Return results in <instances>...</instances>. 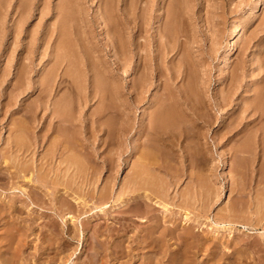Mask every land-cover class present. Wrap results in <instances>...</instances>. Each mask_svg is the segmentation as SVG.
<instances>
[{
  "label": "rangeland",
  "instance_id": "1",
  "mask_svg": "<svg viewBox=\"0 0 264 264\" xmlns=\"http://www.w3.org/2000/svg\"><path fill=\"white\" fill-rule=\"evenodd\" d=\"M252 2L254 0H109L108 3L112 7V11L108 15V13L99 14L100 0H0V174L4 175V172L14 174L17 170L11 164L12 162L15 164L19 162V164L29 167L32 165L29 172L32 171L34 177L40 172V177L46 174L44 177L47 178V175L52 172L49 169L51 163L49 164V159L46 157L47 151L51 149L52 138L58 136L59 133L65 137L66 134L68 137L70 136L68 140L77 139L75 141L77 149L74 150L75 153H72V156L78 152V159L85 163V166L88 162L95 165L97 171L94 175L95 178L89 179L91 184L93 181V186L91 184L89 186L87 184L89 180L81 171L77 175L80 174L79 177L74 176L77 180L71 176L73 173L71 169L72 172L69 170L65 174L66 176H62L64 174H60V171L63 170V164H61L60 168L62 169L59 168L60 171L58 172L61 184L57 183L56 185L55 200L49 194L45 195L49 192V187H42L34 181L26 182L27 176L31 174L28 173V169L27 172L21 171L20 174L18 172L20 176L14 178L16 185H20L24 192L18 188L20 186L10 187L12 186L11 179L10 182H7L9 189L7 186L0 188V191H3L0 192L2 205H6L9 196L14 197L16 203L15 209H6L0 216V240L2 241L0 242V248H2L0 254L3 255L4 259L10 258L9 264H181L186 260L189 264H264V115H262L264 108L260 109V112L254 109L256 103L264 106V0L254 10V13L248 14ZM25 3L26 5H24ZM59 13L62 15L60 16ZM62 17H64L63 20ZM241 18H243V24L238 35V45L236 50L230 54L231 63L224 70L222 65L224 45L229 32ZM106 22H112L113 29H108L104 25ZM62 23L65 25V29L61 28L60 30L64 31H57L59 29L57 27L55 32L59 33L55 34V25L58 26ZM59 35L68 38L66 39L65 52L68 51L71 54L66 56L68 58L66 61L65 56H63L65 53L62 52L63 59L60 57L59 60L62 59L61 63L63 64L55 60V56L53 58L51 54V50L54 53L52 47H56L55 44L60 38ZM121 36L129 42L128 44L123 43L125 45H123L122 51L117 52L113 44ZM57 37L59 38L57 39ZM45 40L47 41L45 42ZM94 46L95 48H93ZM57 55L59 54L57 53ZM51 56L52 58H50ZM48 57L50 59H47ZM56 57L59 58V56ZM70 60L74 63L72 64ZM92 60L93 62L90 63L89 61ZM78 63L80 69L76 66ZM54 64H57L56 67ZM138 64L140 65L139 70L147 66L144 73L146 72L147 75L151 76L152 81L150 79L149 81L152 82V85H150L147 96L152 98V102H145L143 105L139 104L133 109L131 108L132 110H128L129 101L126 93H121L119 96L116 94L114 97L110 96L109 90L112 85H115V88L119 87L122 81L127 90L130 80L135 76L133 70ZM26 65L28 67H25ZM67 65L71 68L66 67ZM117 65L119 67L116 73L115 67ZM72 67H75L74 71L79 74V77L72 70ZM67 68L69 70H66ZM104 68L106 70L110 68L114 71L109 72L108 77L112 76L111 74L116 75L112 79L106 78L107 74H104V77L102 74ZM152 69L159 74V77L154 76ZM78 70L86 74L83 73L85 80H81L83 75ZM59 72L61 73L56 75ZM62 73H67V75L63 77ZM25 74L28 76H26L27 78L23 76ZM60 77L66 81L63 79V82L58 83L57 79L59 80ZM90 78L92 81H101L98 82L100 86H108L102 92L109 95L106 96L105 94L101 102L98 95L90 98L89 101H85L87 103L81 99L85 98L84 96H91L87 92V88L91 89V87H87V84L91 86ZM101 78L104 80L102 79V81ZM52 83L54 84L52 85ZM26 84L30 87L27 88ZM45 84L52 85V90H50V86L47 87ZM81 84L83 87H80ZM74 85L76 88L78 86V89ZM54 87H57V90ZM47 88L48 90L44 91ZM85 89L87 95H85ZM122 89L125 91V88ZM154 92H158L156 97ZM178 92L181 99L179 94H176ZM76 93L78 95L81 93L80 97ZM169 93L175 98H179V100L176 98L178 100V106L175 107L177 109L176 117L173 120L165 121V123H156L154 126V131L165 137L164 142L157 141L153 135L150 138V142L153 141V143L149 142V149L151 146L161 145L159 146L160 152L157 153L159 157H157L162 166L153 167L151 168L152 171L149 169L151 173L148 171L146 177L151 178L150 181L148 178L151 183H149L151 190L154 187L155 190L153 191L158 192L156 190L159 189L160 194L163 195L160 197L161 200L158 196H152V199L157 198L165 205L164 207L161 203L158 206L152 202L154 212L152 210L150 212L153 213V219L155 216L156 219L160 216L161 224L164 227L161 225L158 230H161L162 227L166 229L164 237L158 241V247L154 246L150 249L148 246L140 247L137 242L142 239L146 233L145 230L153 222V219L152 221L151 219L141 221L135 217L140 213L139 209L144 210L143 203L137 207L135 199L128 198V200L126 198L127 204L123 205L124 207L105 209V213H101V211L98 212L100 207L94 205L98 202L90 205L93 199L90 200L84 196L83 192L87 188H94V190L98 187L101 188L100 186L106 184L105 182L107 184L109 182V187L113 184L115 191L124 186L122 185L123 182L130 177L132 167L129 166L135 164L133 161L135 157L131 155L132 147L130 148L134 133L130 128L134 125V127H139L142 111L149 110L151 112L155 108L152 104H154L157 96L165 98L170 96ZM74 96L78 98V101L80 100V103ZM168 103L170 102L167 101ZM38 104L42 107H39ZM60 106L61 116L67 117L68 115L67 119L71 122V126H68L69 121H66L62 122V124H66V127H58L59 123L52 116L50 108L58 109ZM97 107L102 108L101 112L109 107L113 113H111L112 111L109 112V115L103 117L101 121L94 119L91 116ZM116 109L118 110L116 111ZM66 112L68 113L66 114ZM27 119L29 125L24 123ZM126 122L129 125L126 126ZM103 123L105 126L102 125ZM119 123L125 128L120 129ZM155 127H159V129L155 130ZM62 130L64 131L62 132ZM106 131L109 133L108 136ZM19 135L23 137V140L25 139V142L27 140V145L32 144L28 146V151L25 153L22 152L21 148L20 151L17 150V146L14 145L15 139H21ZM109 136L111 137L109 138ZM122 136L124 141L122 139L120 141ZM86 137L89 140H85ZM9 138L14 139L10 140ZM108 138L112 140L107 141ZM29 139L31 143H29ZM99 140L103 143H100ZM103 140H106L107 145L104 144ZM85 141H88L89 145ZM12 144L13 147H11ZM92 145L96 152L92 154L93 156L89 153ZM103 147L110 149L111 152ZM80 148L81 151H78ZM71 151H69L70 154ZM118 151L120 152L118 153ZM28 155L31 157L28 158ZM108 157L111 158L110 164L108 162L105 166L103 161ZM15 159L17 160L15 161ZM223 160H226L224 166L221 163ZM82 176L84 177L81 178ZM166 178L170 181L168 182ZM71 181L72 183H70ZM62 183H68L71 192L75 186L80 187L81 190L76 188V191L80 190V193L73 191V194H69L67 186L64 187L65 184L62 185ZM168 184L171 185L166 186ZM41 189L47 190V192L45 193ZM125 189L121 194H126V192L129 194V188L126 191ZM77 194L80 198L82 195V197H86L87 206L82 207L81 203H75L72 196H69H77ZM58 196L61 198L59 199ZM62 197L71 203V206L69 208L62 206V210H58ZM114 200L113 197L111 201ZM160 208L165 211V214ZM157 213H159L158 217ZM184 213H187L189 217L185 218L186 221L182 218ZM62 214L63 216L64 214H73L75 221H68L69 219H65L66 215L63 217ZM183 221L186 223L184 224ZM167 229H174L176 233L172 230L171 232L174 234L171 232L168 234L170 230ZM185 232L188 234L186 235ZM183 239L185 243L181 242ZM4 241L5 243H3ZM6 241L11 247L14 246L12 247V250L15 251L12 254L13 257L9 255L12 252H9L11 248L8 247ZM182 243L184 244L183 247ZM6 248H8V252L5 251ZM179 248L181 251L183 250V253ZM2 250L6 253H2ZM175 250H179L177 251L179 254Z\"/></svg>",
  "mask_w": 264,
  "mask_h": 264
},
{
  "label": "bare ground",
  "instance_id": "2",
  "mask_svg": "<svg viewBox=\"0 0 264 264\" xmlns=\"http://www.w3.org/2000/svg\"><path fill=\"white\" fill-rule=\"evenodd\" d=\"M2 1V0H1ZM7 1V0H6ZM61 1V0H60ZM109 1V0H108ZM108 1L107 0H100V4H99V7H98V11H99V14H104V13H108V15L111 13V11H112V7L109 5V3H108ZM125 1V0H124ZM261 1L262 0H254V2H252V5H250L249 6V10H248V14H252V13H254V10H256L257 9V7L258 6H260V4H261ZM70 2V1H69ZM76 2V1H75ZM131 2V1H130ZM58 3V2H57ZM63 3V2H62ZM62 3H60V4H62ZM111 3H112V1H111ZM127 3H128V1H127ZM20 4H22V3H20ZM24 5H26V3L24 4ZM65 5V4H64ZM71 5H72V3H71ZM74 5V4H73ZM112 5V4H111ZM169 5V4H168ZM19 6H21V5H19ZM129 6V5H128ZM6 7V6H5ZM18 7V6H17ZM73 7V6H72ZM1 8V7H0ZM61 8V7H60ZM131 8V7H130ZM62 9V8H61ZM64 9V8H63ZM115 9V8H114ZM68 10V9H67ZM22 11V10H21ZM58 11V10H57ZM131 11V10H130ZM5 12H7V11H5ZM58 13V12H57ZM62 13V12H61ZM60 14V13H59ZM62 14H60V16H61ZM125 15V14H124ZM22 16H24V15H22ZM60 16H59V19H60ZM64 16V15H63ZM127 17V16H126ZM242 17V16H241ZM63 18L64 17H62V20H63ZM100 18V17H99ZM113 19V18H112ZM134 20V19H133ZM75 21V20H74ZM102 21V20H101ZM117 21V20H116ZM131 21V20H130ZM64 22V21H63ZM104 22V21H103ZM124 22V21H123ZM60 23V22H59ZM112 23V22H111ZM111 23H107L106 22V24L104 23V25L109 29V28H111V29H113V25L111 24ZM127 23H128V20H127ZM56 24V23H55ZM54 24V25H55ZM242 24H243V18H241L236 24H235V26L231 29V31L229 32V34H228V37H227V41H226V43H225V45H224V50H223V52H224V56H223V58H222V65L224 66V70H226L227 68H228V66H229V64L231 63V57H230V54L232 53V52H234V50H236V48H237V45H238V35H239V32H240V30L242 29ZM65 25L62 23V24H59L58 26H56L55 25V27L56 28H54V33L56 34V33H59V32H55L56 31V29H57V27H59V29H57V31L58 30H60L61 28L62 29H65V27H64ZM67 26V25H66ZM127 26V25H126ZM54 27V26H53ZM105 28V27H104ZM106 28V29H107ZM52 31H53V29H51ZM170 30H172V29H170ZM169 30V31H170ZM230 30V29H229ZM60 31H64V30H60ZM68 31V30H67ZM53 33V32H52ZM62 33V32H61ZM65 33V32H64ZM69 33V32H68ZM171 33V32H170ZM63 34V33H62ZM67 34V33H66ZM115 34V33H114ZM172 34V33H171ZM58 35V34H57ZM65 35V34H64ZM69 35V34H68ZM60 36V35H59ZM63 36V35H62ZM62 36H60V38L59 37H57V39H58V41H57V44H55L56 45V47H52V49H53V51H54V53H52V50H51V54H52V56H53V58H54V56H55V60H58V62L60 63V64H63V63H61V61H63L62 59V57L63 56H65V60L67 61V57L66 56H69V55H71V54H69L68 53V51L67 52H65L66 51V49H65V47H66V45H67V40L66 39H68V38H66L65 36L64 37H62ZM71 36V35H70ZM75 36V35H74ZM109 36V35H108ZM166 36V35H165ZM172 36V35H171ZM76 37V36H75ZM75 37H73V38H75ZM83 37V36H82ZM115 37V36H114ZM93 38V37H92ZM70 39V38H69ZM81 39V38H80ZM48 40V39H47ZM47 40H45V42L47 41ZM53 40V39H52ZM168 40V39H167ZM78 41H80L79 40V38H78ZM129 42V41H128ZM128 42H127V40L126 39H124V38H122V36L121 37H118L115 41H114V46L113 47H115L116 49H115V51H117V52H121L122 51V48H123V45H125V44H123V43H127L128 44ZM74 43V42H73ZM93 43V42H92ZM96 43V42H95ZM117 43V44H116ZM94 44V43H93ZM95 45V44H94ZM164 45V44H163ZM162 45V46H163ZM47 46H48V44H47ZM54 46V45H53ZM86 46V45H85ZM96 46V45H95ZM95 46L93 47V48H95ZM28 47V46H27ZM69 47V46H68ZM72 47H73V45H72ZM82 48V47H81ZM98 48V47H97ZM167 48V47H166ZM112 49V48H111ZM44 50H46V49H44ZM77 50V49H76ZM83 50V49H82ZM89 51V50H88ZM130 51V50H129ZM29 52V51H28ZM31 52V51H30ZM56 52V53H55ZM62 52H64L65 54L62 56ZM93 52V51H92ZM137 52V51H136ZM57 53L59 54V55H57ZM81 53H83V52H81ZM49 54V53H48ZM47 54V55H48ZM50 54V55H51ZM68 54V55H67ZM28 55V54H27ZM26 55V56H27ZM78 55V54H77ZM85 55V54H84ZM117 55V54H116ZM120 55V54H119ZM39 56V55H38ZM52 56L50 57V58H52ZM56 56H59V58L58 57H56ZM89 56V55H88ZM32 57V56H31ZM60 57L62 58L61 59V61L59 60L60 59ZM72 57V56H71ZM70 57V58H71ZM130 57V56H129ZM49 57L47 58V59H50ZM74 58V57H73ZM115 58V57H114ZM147 58V57H146ZM25 59V58H24ZM28 59V58H27ZM94 59V58H93ZM54 60V59H53ZM64 60V61H65ZM72 60V59H71ZM70 60V62L73 64L74 62H72ZM78 60V59H77ZM117 60H118V58H117ZM149 60V59H148ZM69 61V60H68ZM86 61H87V58H86ZM86 61H84V62H86ZM153 61V60H152ZM57 62V61H56ZM69 62V63H70ZM78 62V61H77ZM90 63L91 62H93V60L92 61H89ZM89 62H88V65H90L89 64ZM156 62V61H155ZM64 63H67V62H64ZM82 63V62H81ZM120 63V62H119ZM149 63V62H148ZM24 64V63H23ZM25 64H27V63H25ZM32 64V63H31ZM82 64H84V63H82ZM86 64V63H85ZM125 64V63H124ZM142 63L140 62V65H141ZM27 65H29V64H27ZM25 66V67H28V66ZM53 65V64H52ZM55 65V64H54ZM57 65V64H56ZM56 65H55V67H56ZM59 65V64H58ZM70 65V64H69ZM69 65H67L66 67H69ZM88 65H86L87 66V68H88ZM140 65L138 64V66H136L135 68H134V70H133V74H135V76H133V78L130 80V83H129V87H127V90H126V87H125V85H123L124 83H123V81L120 83V85H119V87H116L115 88V85H112L111 86V88H110V90H109V88H108V90L110 91L109 93H110V96H116V94L119 96V94L121 95V93H126V95H127V98H128V101H129V103H128V107H129V109L128 110H130L131 108L133 109V107L134 106H138L139 104H141V105H143V103H145V102H149V103H151L152 102V98H150V97H148L147 95V92L149 91V89H150V85H152V80H151V76L148 74L147 75V73L145 72L144 73V69H146V67L144 66V68H140L141 70H139V67H140ZM62 66V65H61ZM76 66H78V68H79V63H78V65H76ZM75 66V67H76ZM93 66V65H92ZM142 66V65H141ZM151 66V65H150ZM149 66V67H150ZM158 66V65H157ZM60 67V66H59ZM58 67V68H59ZM74 67V68H75ZM97 67V66H96ZM118 65L115 67V72L117 73L118 71ZM153 67V66H152ZM155 67V66H154ZM182 67V66H181ZM63 68V67H62ZM71 68V66L69 67V69ZM74 68L72 67V70L74 71ZM81 68V67H80ZM79 68V69H80ZM87 68L85 67V69L87 70ZM93 68V67H92ZM186 68V67H185ZM27 69V68H26ZM52 69H53V66H52ZM57 69V68H56ZM60 69V68H59ZM58 69V70H59ZM68 68L66 69V70H69ZM95 69V68H94ZM148 69V68H147ZM151 69V68H150ZM161 69V68H160ZM18 70V69H17ZM21 70H22V67H21ZM28 70V69H27ZM27 70H25V71H27ZM76 70V69H75ZM82 70V69H81ZM88 70H90V68H88ZM87 70V71H88ZM119 70H120V68H119ZM153 70V69H152ZM47 71V70H46ZM61 71V70H60ZM72 71V72H73ZM79 71V70H78ZM84 71V70H83ZM87 71H86V73H87ZM98 71V70H97ZM112 70L110 69V68H108L107 70H106V68H104V70H103V72H102V74L104 75V74H107V77L106 78H113V76H115L116 74H111L112 76H110V77H108V73L109 72H111ZM147 71V70H146ZM148 71H150V70H148ZM18 72V71H17ZM23 72V71H22ZM28 72V71H27ZM49 72V71H48ZM52 72V71H51ZM55 72H57V70H55ZM62 72V71H61ZM61 72H59V73H56V75L57 74H60ZM68 72V71H67ZM71 72V71H70ZM75 72V71H74ZM73 72V73H74ZM80 72V71H79ZM82 72V71H81ZM80 72V74H82L83 76V79H81V80H85L84 78V74L83 73H81ZM91 72V71H90ZM90 72H88L89 74H92V73H90ZM112 72H114V71H112ZM111 72V73H112ZM152 72V71H151ZM153 72H154V76L156 75L157 77H159V74L156 72V71H154L153 70ZM50 73V72H49ZM93 73H94V70H93ZM172 73V72H171ZM23 74V73H22ZM28 74V73H27ZM53 74H54V72H53ZM70 74V73H69ZM75 74H78V73H76L75 72ZM99 74V73H98ZM44 75V74H43ZM49 75V74H48ZM51 75V74H50ZM62 75H63V77L65 76V75H67V73L66 74H63L62 73ZM86 75V74H85ZM93 76L95 75V74H92ZM102 75V76H103ZM168 75V74H167ZM15 76V75H14ZM22 76V75H21ZM23 76H27L26 74L25 75H23ZM59 76H61V75H59ZM69 76V75H68ZM71 76V75H70ZM72 76H73V74H72ZM75 76V75H74ZM78 77H79V74L77 75ZM92 76V78H94ZM96 76V75H95ZM20 77V76H19ZM28 77V76H27ZM26 77V78H27ZM55 77V79H56V76H54ZM76 77V76H75ZM80 77H81V75H80ZM104 77H105V75H104ZM22 78V77H21ZM49 79H50V77H48ZM67 78V77H66ZM100 78V77H99ZM114 78H116V77H114ZM165 78V77H164ZM63 79L64 78H62V77H60L59 78V80L57 79V81H58V83H61V82H63ZM79 79V78H78ZM77 79V80H78ZM91 79V78H90ZM89 79V80H90ZM96 79H97V77H96ZM103 78H101V80H102ZM149 79L151 80V81H149ZM184 79H185V77H184ZM23 80V79H22ZM25 80V79H24ZM48 80V79H47ZM52 80V79H51ZM65 80V79H64ZM69 80V79H68ZM67 80V81H68ZM74 80H76V79H74ZM104 80V79H103ZM102 80V81H103ZM114 80V79H113ZM164 80V79H163ZM50 81V80H49ZM49 81H48V84H49ZM55 81V80H54ZM66 81V80H65ZM27 82V81H26ZM71 82H75V81H71ZM98 80L96 81V80H94V81H92V79H91V86H89V84H87L86 86L87 87H91V89H89V88H87V87H84V88H87L88 89V91L87 92H89L88 93V95L89 94H91V96H84L85 98H81V99H84V102L85 101H89V99L90 98H94L96 95H98V97L100 98V102L102 101L101 99H102V97L106 94V93H104V92H102V91H104V89H107L106 87H108V86H106L105 85V87H103V86H100L99 84H98ZM101 82V81H100ZM99 82V83H100ZM151 82V83H150ZM169 82V81H168ZM17 83H18V81H17ZM45 83V82H44ZM68 83V82H67ZM75 83H77V82H75ZM88 83V82H87ZM25 84V83H24ZM48 84H45V85H47V87H51V89L50 90H52V85L54 84V83H52V85H48ZM55 84H56V82H55ZM103 84V83H102ZM105 84H106V82H105ZM17 85V84H16ZM27 85V84H26ZM41 85H43V84H41ZM40 85V86H41ZM61 85V84H60ZM76 85H78V84H76ZM82 85V84H81ZM104 85V84H103ZM22 86H23V84H22ZM28 86V85H27ZM35 86V85H34ZM39 86V87H40ZM59 86V85H58ZM75 86V85H74ZM79 86V85H78ZM78 86H77V88H76V86H75V88L76 89H78ZM15 87V86H14ZM13 87V88H14ZM24 87V86H23ZM30 86H28L27 88H29ZM32 87V86H31ZM42 87V86H41ZM61 87V86H60ZM80 87H83V85L82 86H80ZM164 87V86H163ZM231 87V86H230ZM25 88H26V86H25ZM43 88V87H42ZM45 88V87H44ZM56 90H57V87H54ZM74 88V87H73ZM122 88H125V91H123V89ZM39 89V88H38ZM75 89V90H76ZM82 89V88H81ZM80 89V90H81ZM163 89V88H162ZM169 89V88H168ZM15 90V89H14ZM22 91H23V89H21ZM21 90H19L20 92H22ZM45 90H48V88L47 89H44V91ZM59 90V89H58ZM74 90V89H73ZM12 91V90H11ZM16 91V90H15ZM18 91V90H17ZM44 91H43V93H44ZM66 91V90H65ZM68 91V90H67ZM71 91V90H70ZM82 92H83V89L81 90ZM100 91V92H99ZM172 91V90H171ZM49 92H51V91H49ZM55 92V91H54ZM75 92V91H74ZM76 92H78V91H76ZM85 95H87L86 94V89H85ZM106 92V91H105ZM164 92V91H163ZM187 92V91H186ZM224 92V91H223ZM10 93V92H9ZM19 93V92H18ZM56 93V92H55ZM156 93H158V92H156ZM155 92H154V94H155V97H156V95H158V94H156ZM12 94V93H11ZM45 94V93H44ZM50 94V93H49ZM69 94H70V92H69ZM68 94V95H69ZM74 94V93H73ZM72 94V95H73ZM80 94L81 93H79V95H78V93H76V95L77 96H79L80 97ZM100 94V95H99ZM108 94V93H107ZM106 94V96H108ZM165 94V93H164ZM176 94H179V96H180V93L178 92V93H176ZM188 94V93H187ZM75 95V94H74ZM123 95V94H122ZM159 95H161V94H159ZM169 95H170V93H169ZM46 96V95H45ZM60 96H62V95H60ZM178 96V95H177ZM74 97H76V96H74ZM105 97V96H104ZM154 97V96H153ZM167 97V99H165ZM165 98H162V97H160V96H157V98L155 99V102H154V104H152V105H154L155 106V108L151 111V112H149V110L147 111V110H143L142 111V118L139 120V123H140V125H139V127H131L130 129H132L133 130V140H131V141H133V143H131V145H130V148H131V155L133 156V157H135L134 158V160L133 161H135V164H133V166L132 165H130L129 167H132L131 169H130V177H129V179H127V177H126V179L127 180H125V182H123V184L122 185H124V186H121V188L119 187V189L117 190V191H115V189H113V186L111 185V187H109V182H108V184H107V182H105L106 184H103V186H100L101 188H97L96 190H94V188H87L86 190H85V192H83V195L84 196H86V197H88L90 200H92L93 199V202L92 203H90V205L91 204H93L94 202H98V204H94L95 206H99L100 207V210L98 211V212H100L101 211V213H105L104 212V210L105 209H118L119 207L121 208V206H123V205H125V204H127L126 203V198L128 199H135L136 200V204H137V207L140 205H142V203L144 204V206H145V208H144V210H143V212L141 213V209H139L140 210V213H138V215H140V216H138L136 213H134V214H136L137 216H135L136 218H139L141 221H145L146 219H151V221H152V219L154 218V217H152V214L153 213H151L150 211L152 210V202H153V204H155V205H157L158 204V206H159V204H161L162 202L161 201H159V200H157V198L155 199V200H153L152 199V196H158L159 197V199H160V197L161 196H163V195H161L160 194V192H159V189H157L156 191H158V192H155V191H153V190H155L154 189V187H153V190H151L152 188H150L149 187V181H150V179L151 178H149V181H148V178L146 177L147 176V174H148V171H149V169H151V168H157V167H161L162 166V164L160 163V160H159V154H157V153H159L160 152V149H159V146H161L159 143H157V144H159V146H151L150 148L151 149H149V142H150V138L152 137V135L154 136V138L157 140V141H162V142H164L165 141V137H163L162 136V134H160L159 132L158 133H156L155 131H154V126H155V124L156 123H160V122H164L165 123V121H170L171 119L173 120L175 117H176V112H177V109H175V107L176 106H178V100H179V98H175L172 94L170 95V96H166ZM62 99H63V97H61ZM77 98V97H76ZM126 98V97H125ZM227 98V97H226ZM228 98H229V96H228ZM33 99V98H32ZM40 99V98H39ZM47 99V98H46ZM60 99V98H59ZM80 99V98H79ZM130 99V100H129ZM180 99H181V96H180ZM221 99H223V98H221ZM14 100V99H13ZM64 100V99H63ZM95 100V99H94ZM105 100V99H104ZM116 100V99H115ZM118 100H120V99H118ZM190 100V99H189ZM45 101V100H44ZM80 101V100H79ZM78 101V98H77V102H79ZM83 101V100H82ZM98 101V100H97ZM117 101V100H116ZM167 101L168 102H170V103H168L167 104ZM181 101V100H180ZM186 101V100H185ZM184 101V102H185ZM230 101V100H229ZM62 102V101H61ZM64 102H67V101H64ZM104 102V101H103ZM189 102V101H188ZM80 103V102H79ZM85 103H87V102H85ZM148 103V104H149ZM194 103V102H193ZM37 104V103H36ZM60 104V103H59ZM68 104V103H67ZM75 104H77L76 102H75ZM100 104V103H99ZM99 104H98V106H99ZM180 104V103H179ZM40 104H38V106H39ZM44 105H46V104H44ZM43 105V106H44ZM56 105V104H55ZM80 105V104H79ZM84 105V104H83ZM89 105V104H88ZM35 106V105H34ZM58 106V105H57ZM65 106L66 107H68V105H66L65 104ZM91 106V105H90ZM181 106V105H180ZM252 106V105H251ZM39 107H42V106H39ZM38 107V108H39ZM72 107V106H71ZM101 107V106H100ZM150 107H152V106H150ZM186 107H188L187 105H186ZM25 108V107H24ZM32 108V107H31ZM47 108H50V107H47ZM108 109H103V111H104V113H103V111L101 112V110H102V108H98L97 107V109H95V110H93L94 111V114L92 113V116L91 117H93L94 119H97V120H100L101 121V119L103 118V117H105L106 115H109V112H111L112 111V109H109V107H107ZM118 108V107H117ZM126 108V107H125ZM184 108V107H183ZM189 108V107H188ZM188 108H187V110H188ZM252 108V107H251ZM262 108H264V106H262V105H259V103H256V105L254 106V109L256 110V111H258V112H260L261 110L260 109H262ZM51 109V110H50ZM49 110L51 111V114H52V116L53 117H55V120H57V122L59 123V125H58V127H63V126H65L66 127V124L64 125V124H62V122H66V121H69L68 119H67V117H68V115H67V117H65V116H61V114H60V110H61V106H60V108H58V109H55V108H50ZM76 109V108H75ZM94 109V108H93ZM119 109V108H118ZM118 109H116V111L118 110ZM122 109V108H121ZM131 109V110H132ZM145 109V108H144ZM147 109V108H146ZM150 109V108H149ZM34 110V109H33ZM105 110H107L106 112H105ZM120 110V109H119ZM151 110V109H150ZM69 111V110H68ZM115 111V112H116ZM122 112V111H121ZM126 112V111H125ZM181 112V111H180ZM183 112V111H182ZM192 112V111H191ZM258 112H257V114H258ZM29 113V112H28ZM33 113H34V111H33ZM68 112H66V114H67ZM76 113H78V112H76ZM80 113V112H79ZM111 113H113V111L111 112ZM117 113V112H116ZM189 113V112H188ZM194 113V112H193ZM193 113H192V115H193ZM253 113V112H252ZM120 114H122V113H120ZM124 114V113H123ZM122 114V115H123ZM132 114V113H131ZM255 114V113H254ZM76 115V114H75ZM94 115V116H93ZM130 115V114H129ZM135 115V114H134ZM134 115H132V116H134ZM190 115V114H189ZM262 115H264V114H262ZM28 116V115H27ZM32 116H34V115H32ZM37 116V115H36ZM51 116V115H50ZM88 116V115H87ZM90 116V115H89ZM90 117V118H91ZM128 117V116H127ZM24 118H25V116H24ZM57 118V119H56ZM76 118V117H75ZM77 118H79L78 116H77ZM81 118V117H80ZM89 118V119H90ZM261 118V117H260ZM31 119V118H30ZM33 119H34V117H33ZM36 119V118H35ZM54 119V118H53ZM92 119V118H91ZM125 119V118H124ZM52 120V119H51ZM77 120V119H76ZM82 120H84V119H82ZM29 121H31V120H29ZM53 122H54V120H52ZM85 121V120H84ZM92 121V120H91ZM95 121V120H94ZM137 121V120H136ZM22 122V121H21ZM27 122H28V119H27V121L26 122H24V123H26L27 124ZM98 122V121H97ZM96 122V123H97ZM103 122V121H102ZM117 122V121H116ZM115 122V123H116ZM57 123V124H58ZM74 123V122H73ZM101 123V122H100ZM106 123V122H105ZM124 123V122H123ZM134 123V122H133ZM138 123V124H139ZM23 124V123H22ZM33 124V123H32ZM51 124H53V123H51ZM67 124H69L68 126H71V122L69 121V123H67ZM76 124V123H75ZM94 124H95V122H94ZM126 124V126L127 125H129V124H127V122L125 123ZM125 124H123L124 126H125ZM27 125H29V124H27ZM27 125H26V127H27ZM38 125V124H37ZM50 125V124H49ZM54 125V124H53ZM55 125H56V123H55ZM74 125V124H73ZM89 125V124H88ZM98 125V124H97ZM103 126H105L104 125V123L102 124ZM116 125V124H115ZM121 125V127H120V129H123V128H125V127H122V124L121 123H119V126ZM162 125V124H161ZM34 126V125H33ZM43 126V125H42ZM51 126V125H50ZM79 126V125H78ZM85 126V125H84ZM99 126H101V125H99ZM110 126V125H109ZM166 126V125H165ZM169 126V125H168ZM173 126V125H172ZM179 126H180V124H179ZM15 127V126H14ZM25 127V128H26ZM31 127H32V125H31ZM90 127V126H89ZM174 127H176V126H174ZM226 127H227V125H226ZM11 128V127H10ZM53 128V127H52ZM54 128H56L55 126H54ZM109 128V127H108ZM128 128V127H127ZM260 128V127H259ZM23 129V128H22ZM29 129H30V127H29ZM65 129V128H64ZM67 129V128H66ZM81 129V128H80ZM103 129V128H102ZM110 129V128H109ZM115 129V128H114ZM130 129H128L129 131H130ZM157 129H159V127H155V130H157ZM166 129V128H165ZM50 130H51V128H50ZM53 130V129H52ZM57 130V129H56ZM60 130H61V128H60ZM170 130V129H169ZM64 130H62V132H63ZM108 131V130H107ZM106 131V132H107ZM122 131V130H121ZM160 131V130H159ZM167 131V130H166ZM25 132V131H24ZM23 132V133H24ZM79 132V131H78ZM105 132V133H106ZM112 132V131H111ZM110 132V133H111ZM175 132V131H174ZM262 132V131H261ZM11 133V132H10ZM21 133V132H20ZM28 133V132H27ZM29 133H30V130H29ZM68 133H69V131H68ZM80 133H81V131H80ZM123 133V132H122ZM162 133V132H161ZM18 134V133H17ZM26 134V133H25ZM24 134V135H25ZM55 134H57V133H55ZM54 134V135H55ZM90 134V133H89ZM88 134V135H89ZM164 134V133H163ZM181 134V133H180ZM21 136H22V134H20ZM19 135V136H20ZM30 135H31V133H30ZM29 135V136H30ZM40 135V134H39ZM69 135V134H68ZM72 135V134H71ZM84 135H85V133H84ZM83 135V136H84ZM109 135V133L107 132V136ZM257 135V134H256ZM14 136H16V135H14ZM13 136V137H14ZM20 136V137H21ZM28 136V135H27ZM27 136H25V138H27ZM43 136V135H42ZM74 136V135H73ZM77 136V135H76ZM75 136V137H76ZM81 136V135H80ZM82 136V137H83ZM86 136V135H85ZM84 136V137H85ZM120 136H121V134H120ZM164 136H165V134H164ZM170 136V135H169ZM172 136V135H171ZM175 136V135H174ZM17 137V136H16ZM32 137H34L33 135H32ZM32 137H30V138H32ZM44 137V136H43ZM79 137V136H78ZM91 137V136H90ZM96 137V136H95ZM111 136H109V138H110ZM23 137H21V139H15V141H14V145H16L17 147L16 148H18L17 150H19L20 148L22 149V152H26V151H28V146H30V145H32V144H30V145H27V140H26V142L22 139ZM107 138V137H106ZM108 138V139H109ZM194 138V137H193ZM10 140H13V139H11V138H9ZM28 139V138H27ZM36 139V138H35ZM68 139H70V136L68 137L67 136V134H66V137L63 135V134H60L59 133V135L58 136H54L53 138H52V143H51V149H49L48 151H47V158L49 159V164H50V167L51 168H49V169H51V171L53 172H51L50 174H48L47 175V178H45L44 176L46 175V174H44L42 177H40V172L38 173V174H36L35 175V177H34V175H33V172L31 171V172H29V170H30V167L32 166H28V165H21V164H19V162L18 163H16L15 164V162H12V166L17 170V171H15L14 172V174H12L11 172L10 173H5L4 172V175H2V174H0V188L1 187H5V186H7L8 187V184H7V182H10V179L12 180V186H10V187H16L17 185H16V180L14 179V178H16V177H19L20 175V172L21 171H26L27 169H28V173H31V174H29V176H27V178H26V176H25V178H26V182L27 181H30V182H32V181H34V182H36V183H38L40 186H42V187H49L48 189H50L49 190V192H47V190L45 191V190H42V191H45V195H47V194H49L50 195V197L52 196V198L54 197V199L53 200H55V193H56V191H57V188H56V185H57V183L59 184H61V182H59L60 180H59V178H58V172L60 171V169H62V168H60V165L61 164H63V170H62V172L60 171V174L62 173V174H64V175H62V176H66L65 174L67 173V172H69V170L71 169L72 171H73V173L71 174V176L74 178V176H77L78 175V173L81 171L82 172V174H84V176H85V178H87L88 180L89 179H91V177H93V178H95L94 177V175H95V172L97 173V171H96V167H94L95 165H92L90 162H86L87 163V166H85L86 164L85 163H83L82 161H80V159H78V156L79 155H77V153L76 154H73V156H72V153H75V151H76V140L77 139H75V140H73V139H71V140H68ZM95 139V138H94ZM112 139H113V137H112ZM111 139V140H112ZM117 139V138H116ZM121 139H122V141H124L123 140V136H122V138L120 137V141H121ZM38 140V139H37ZM83 140H84V138H83ZM85 140H89L87 137L85 138ZM107 140V139H106ZM106 140L104 141L105 143L104 144H106L107 142H106ZM110 139L109 140H107V141H111ZM32 141V140H31ZM34 141V140H33ZM69 141V142H68ZM98 141V140H97ZM156 141V142H157ZM173 141V140H172ZM7 142H8V140H7ZM13 142V141H12ZM11 142V143H12ZM82 142V141H81ZM85 142H87L86 144H88V141H85ZM93 142V141H92ZM99 142L101 143L102 141H100L99 140ZM129 142V141H128ZM156 142H155V144H156ZM9 143H10V141H9ZM29 143H31L30 142V139H29ZM78 143V142H77ZM103 143V142H102ZM113 143V142H112ZM111 143V144H112ZM121 143H123V142H121ZM151 143V142H150ZM152 143H153V141H152ZM151 143V144H152ZM169 143V142H168ZM174 143V142H173ZM82 144V143H81ZM91 144V143H90ZM96 144V143H95ZM110 144V143H109ZM170 144V143H169ZM172 144V143H171ZM34 145V144H33ZM38 145V144H37ZM89 145V144H88ZM107 145V144H106ZM123 145V144H122ZM79 146H80V144L78 145V148H79ZM93 146V145H92ZM100 146V145H99ZM104 146V145H103ZM165 146V145H164ZM239 146V145H238ZM8 147V146H7ZM11 147H13V144H12V146ZM15 147V146H14ZM34 147V146H33ZM32 147V148H33ZM44 147V146H43ZM84 147V146H83ZM82 147V148H83ZM112 147V146H111ZM118 147V146H117ZM88 148V147H87ZM103 148H105V147H103ZM120 148V147H119ZM34 149V148H33ZM84 149V148H83ZM105 149H108V148H105ZM116 149V148H115ZM159 149V150H158ZM9 150V149H8ZM7 150V151H8ZM16 150V149H15ZM31 150V149H30ZM71 150H75L74 152H72ZM88 150V149H87ZM117 150V149H116ZM121 150V149H120ZM129 150V149H128ZM2 151V150H1ZM4 151V150H3ZM2 151V152H3ZM20 151V150H19ZM32 151V150H31ZM36 151V150H35ZM69 151H71V154H70V152ZM78 151H81V148L78 150ZM96 151H98L97 150V148H96ZM107 151H110V149H108ZM113 151V150H112ZM94 152H95V147L93 146V147H91V151L89 152L91 155L92 154H94ZM111 152V151H110ZM120 151H118V153H119ZM16 153V152H15ZM96 153V152H95ZM117 153V152H116ZM242 153V152H241ZM7 154H8V152H7ZM9 154H11V153H9ZM13 154V153H12ZM45 154V153H44ZM80 154H82V153H80ZM99 154V153H98ZM19 155V154H18ZM23 155V154H22ZM103 155V154H102ZM117 155V154H116ZM138 155V156H137ZM155 155H156V157H155ZM11 156V155H10ZM82 156V155H81ZM86 156V155H85ZM93 156V155H92ZM94 156H96V155H94ZM137 156V157H136ZM171 156V155H170ZM21 157V156H20ZM29 157H31V156H29L28 155V158ZM73 157H75V158H73ZM111 157V156H110ZM224 157V156H223ZM27 158V159H28ZM44 158H45V156H44ZM58 158V160H56ZM77 158V159H76ZM84 158V157H83ZM94 158V157H93ZM115 158V157H114ZM130 158V157H129ZM13 159H14V157H13ZM47 159V160H48ZM111 158H106V159H104V161H103V163H105V166L108 164V162H109V160H110ZM136 159V160H135ZM3 160V159H2ZM17 159H15V161H16ZM20 160V159H19ZM31 160V159H30ZM41 160V159H40ZM45 160V159H44ZM82 160V159H81ZM83 160H85V159H83ZM95 160V159H94ZM4 161V160H3ZM93 161V160H92ZM225 161L226 160H223L221 163L223 164V166H224V164H225ZM40 163V162H39ZM94 163V162H93ZM118 163V162H117ZM4 164V163H3ZM46 164V163H45ZM85 164V165H84ZM89 164V165H88ZM109 164H110V162H109ZM30 165V164H29ZM44 165V164H43ZM103 165V164H102ZM35 166V165H34ZM41 166V165H40ZM39 166V167H40ZM47 166V165H46ZM62 166V165H61ZM104 166V165H103ZM6 167V166H5ZM9 167H11V166H9ZM12 167V168H13ZM42 167V166H41ZM11 168V169H12ZM60 168V169H59ZM171 168V167H170ZM2 169V168H1ZM38 169H40L41 170V168H38ZM44 169V168H43ZM99 169V168H98ZM110 169V168H109ZM33 170V169H32ZM39 170V171H40ZM70 170V171H71ZM100 170V169H99ZM103 170V169H102ZM153 169H151V171H152ZM172 170V169H171ZM50 171V170H49ZM71 171V172H72ZM131 171H132V173H131ZM151 171H149L150 173H151ZM18 172H19V174H18ZM27 172V171H26ZM155 172V171H154ZM168 172V171H167ZM3 173V172H2ZM49 173V172H48ZM149 173V174H150ZM165 173H166V171H165ZM22 174V173H21ZM54 174V175H53ZM19 175V176H18ZM23 175V174H22ZM21 175V176H22ZM60 175V176H61ZM112 175V174H111ZM128 175V176H129ZM158 175V174H157ZM168 175V174H167ZM70 176V175H69ZM69 176H67V177H69ZM79 176H80V174H79ZM79 176H77V177H79ZM84 176H82L81 178H83ZM98 176V175H97ZM126 176V175H125ZM177 176V175H176ZM108 177V176H107ZM153 177V176H152ZM157 177V176H156ZM169 177V176H168ZM172 177V176H171ZM61 178V177H60ZM64 178V177H63ZM147 178V179H146ZM154 178V177H153ZM75 179V178H74ZM112 179V178H111ZM159 179V178H158ZM22 180V179H21ZM71 180H72V178H71ZM75 180H77V179H75ZM92 180V179H91ZM156 180V179H155ZM162 180V179H161ZM166 180H167V178H166ZM74 181V180H73ZM95 181V180H94ZM108 181V180H107ZM110 181V180H109ZM160 181V180H159ZM168 181V180H167ZM169 181H170V179H169ZM168 181V182H169ZM173 181V180H172ZM63 182V181H62ZM77 182V181H76ZM111 182V181H110ZM158 182V181H157ZM162 182V181H161ZM160 182V183H161ZM166 182V181H165ZM167 182V183H168ZM13 183H14V186H13ZM70 183H72V181L70 182ZM112 183V182H111ZM159 183V184H160ZM65 184V185H64ZM62 183V185H64V187L65 186H67L66 188H67V191H68V193L69 194H73L72 192L73 191H76V188H78V189H80V187H76L75 186V188L73 189V188H71V189H73V191L71 192L70 191V186H69V184L68 183ZM89 186H90V184H91V181L89 180V182L87 183ZM95 184V183H94ZM151 184V183H150ZM166 184V183H165ZM62 185H61V187H62ZM71 185V184H70ZM92 186H93V181H92V184H91ZM158 185V184H157ZM169 185H171V184H168V185H166V186H169ZM18 186H20V185H18ZM17 186V187H18ZM86 186V185H85ZM88 186V187H89ZM151 186V185H150ZM154 186V185H153ZM160 186V185H159ZM163 186V185H162ZM10 187H8V189L10 188ZM24 187V186H23ZM35 187V186H34ZM123 187V188H122ZM125 187H126V189H128V190H130L129 191V194L126 192V194L125 193H123V194H121V192H124V189H125ZM128 187V188H127ZM18 188H21L20 190L22 191V192H24L23 190H22V187L20 186V187H18ZM17 188V189H18ZM38 188H40L39 186H38ZM47 188H44V189H47ZM157 188V187H156ZM159 188V187H158ZM162 188V187H161ZM13 189V188H12ZM83 189V188H82ZM126 189H125V191H126ZM167 189V188H166ZM2 190V189H1ZM14 190V189H13ZM16 190V189H15ZM81 190V189H80ZM80 190L78 191H76V193H80ZM127 190V191H128ZM162 190V189H161ZM20 191V192H21ZM0 192H3V191H0ZM21 192V193H22ZM32 192H33V190H32ZM166 192V191H165ZM28 193V192H27ZM67 193V194H68ZM82 193V192H81ZM162 193V192H161ZM37 194H38V192H37ZM162 194H164V193H162ZM1 195V194H0ZM25 195V194H24ZM82 195V196H83ZM126 195H128V197H126ZM165 195V194H164ZM167 195V194H166ZM3 196H5V195H3ZM7 196V195H6ZM69 196H72V200L75 202V203H81L83 206L82 207H84V206H87L88 204H87V202L85 201V198L86 197H82L81 196V198H80V196H78V194H77V196H74V195H69ZM36 197V196H35ZM49 197V196H48ZM59 197V199L61 198V196H58ZM113 197H114V201L112 202L111 200H113ZM172 197V196H171ZM185 197V196H184ZM183 197V198H184ZM6 198V197H5ZM51 198V199H52ZM163 198V197H162ZM8 201H7V203H6V205H2L1 203H0V216H1V214H2V212L3 211H5L6 209H9V208H11V209H15V207H16V203H15V199H14V197H12V196H9L8 198ZM81 199V200H80ZM88 199V200H89ZM111 199V200H110ZM128 199V200H129ZM139 199H141V200H139ZM166 199V198H165ZM23 200V199H22ZM58 200V199H57ZM97 200V201H96ZM139 200V201H138ZM161 200V199H160ZM187 200H188V198H187ZM48 201H49V199H48ZM67 202V200H64L63 199V197H62V200H61V205H59L58 207V210L59 209H61V207L62 206H66V207H68L69 208V206H71V203H66ZM108 201H110L111 203H109ZM132 201V200H131ZM190 201V200H189ZM55 202V201H54ZM184 202V201H183ZM43 203H44V201H43ZM135 203V202H134ZM168 203V202H167ZM173 203V202H172ZM189 203V202H188ZM32 205H33V203H31ZM52 204V203H51ZM57 204V203H56ZM135 204V205H136ZM75 205V204H74ZM154 205V206H155ZM162 206H164L165 207V205H164V203H162L161 204ZM177 205V204H176ZM25 206V205H24ZM34 206V205H33ZM51 206V205H50ZM80 206V205H79ZM128 206V205H127ZM130 206V205H129ZM180 206V205H179ZM90 207V206H89ZM124 207V206H123ZM135 208L134 209H136V206H134ZM167 207V206H166ZM29 208V207H28ZM72 208H73V206H72ZM78 208V207H77ZM91 208V207H90ZM97 208V207H96ZM141 208V207H140ZM162 209H164L163 207H161ZM160 208V209H161ZM177 208V207H176ZM179 208V207H178ZM30 209V208H29ZM52 209V208H51ZM55 209V208H54ZM64 209V208H63ZM75 209V208H74ZM161 209V210H162ZM165 209H167V208H165ZM183 209V208H182ZM56 210V209H55ZM62 210V209H61ZM77 210V209H76ZM80 210V209H79ZM78 210V211H79ZM82 210H83V208H82ZM138 210V211H139ZM161 210H159V211H161ZM187 210V209H186ZM64 211V210H63ZM73 211V210H72ZM87 211V210H86ZM106 211V210H105ZM135 210H133V212H134ZM153 211V210H152ZM158 211V210H157ZM163 211V210H162ZM8 212V211H7ZM6 212V213H7ZM12 212V211H11ZM15 212V211H14ZM57 212V211H56ZM56 212H55V214H56ZM80 212V211H79ZM85 212V211H84ZM108 212V211H107ZM136 212V211H135ZM154 212V211H153ZM164 212V214H165V211H163ZM184 212H186V211H184ZM81 213V212H80ZM82 213H83V211H82ZM121 213V212H120ZM126 213V212H125ZM159 213H162V212H159ZM159 213H157V217L159 216L158 214ZM189 213V212H188ZM109 214V213H108ZM123 214V213H122ZM164 214H160V215H164ZM177 214V213H176ZM9 215V214H8ZM31 215V214H30ZM29 215V216H30ZM66 214H64V216H65ZM116 215V214H115ZM131 215V214H130ZM175 215V214H174ZM191 215V214H190ZM17 216V215H16ZM61 216H63V214L61 215ZM63 216V217H64ZM63 217H61V219L63 220V221H65L66 222V220H64L63 219ZM160 217V216H159ZM157 218L156 219V216H155V219H153V222L152 223H150L151 225L148 227V229L147 230H145L146 231V233H145V235L144 236H142V239H140V240H138L137 242H138V244H140V247H146V246H148V247H150V249L151 248H154V246H157L158 247V241L159 240H161V238H163L164 237V235H165V233L164 232H166L165 230L166 229H164L163 227V225L161 224L162 222H161V219L160 218ZM171 217H173V216H171ZM187 217H188V215H187V213H184L183 214V216H182V218H184V220L186 221V219H187ZM192 217V216H191ZM108 218V217H107ZM131 218V217H130ZM186 218V219H185ZM189 218V217H188ZM241 218V217H240ZM14 219V218H13ZM65 219H69L68 221H75V217L73 216V214H67L66 216H65ZM128 219V218H127ZM35 220V219H34ZM132 220V219H131ZM135 220V219H134ZM172 220V219H171ZM181 220H183V219H181ZM194 220V219H193ZM104 221V220H103ZM133 221V220H132ZM150 221V220H149ZM188 221H189V219H188ZM9 222V221H8ZM17 222V221H16ZM30 222V221H29ZM176 222V221H175ZM184 222V221H183ZM36 223V222H35ZM63 223V222H62ZM71 223V222H70ZM135 223V222H134ZM167 223V222H166ZM171 223V222H170ZM186 222H184V224H185ZM256 223V222H255ZM54 224V223H53ZM64 224V223H63ZM120 224V223H119ZM164 224V223H163ZM177 224V223H176ZM188 224V223H187ZM7 225V224H6ZM123 225V224H122ZM161 225L163 226L162 228H161V230H158V229H160L159 227H161ZM170 226H172L171 224H169ZM173 225H175V224H173ZM30 226V225H29ZM76 226V225H75ZM90 226V225H89ZM114 226V225H113ZM120 226V225H119ZM176 226V225H175ZM179 227H180V225H178ZM185 226V225H184ZM61 227V226H60ZM63 227V226H62ZM69 227V226H68ZM72 227V226H71ZM110 227V226H109ZM121 227V226H120ZM131 227V226H130ZM165 227H166V225H165ZM222 227V225L220 226V228ZM21 228V227H20ZM97 228V227H96ZM101 228V227H100ZM106 228V227H105ZM125 228V227H124ZM174 228V227H173ZM185 228V227H184ZM193 228V227H192ZM219 228V229H220ZM26 229V228H25ZM137 229V228H136ZM180 229V228H179ZM97 230H98V228H97ZM112 230V229H111ZM115 230V229H114ZM168 231H169V233H168V231H167V233L168 234H170V232L173 230L174 231V229H167ZM176 230H178V229H176ZM185 230V229H184ZM192 230V229H191ZM103 231V230H102ZM108 231V230H107ZM122 231V230H121ZM182 231V230H181ZM185 231H188V230H185ZM111 232V231H110ZM118 232V231H117ZM124 232V231H123ZM138 232V231H137ZM141 232H142V230H141ZM175 232V231H174ZM189 232V231H188ZM188 232L186 233V235L188 234ZM49 233V232H48ZM103 233V232H102ZM129 233V232H128ZM166 233V234H167ZM171 233H173V232H171ZM176 233V232H175ZM178 233V232H177ZM182 233V232H181ZM185 233H183V234H185ZM190 233V232H189ZM12 234V233H11ZM124 234V233H123ZM127 234V233H126ZM174 234V233H173ZM172 234V235H173ZM182 234V235H183ZM7 235V234H6ZM57 235V234H56ZM69 235V234H68ZM74 236V235H73ZM86 236V235H85ZM175 236V235H174ZM58 237V236H57ZM136 237V236H135ZM176 237V236H175ZM178 237H179V233H178ZM15 238V237H14ZM24 238V237H23ZM181 238V237H180ZM194 238V237H193ZM1 239V238H0ZM18 239V238H17ZM168 239H170V238H168ZM178 239V238H177ZM7 240V239H6ZM105 240H106V238H105ZM50 241V240H49ZM169 241V240H168ZM0 242H2L1 240H0ZM9 242H10V240H9ZM107 242V241H106ZM161 242V241H160ZM181 242H183V243H185L184 242V239L181 241ZM3 243H5V241L3 242ZM14 243V242H13ZM115 243H116V241H115ZM182 243V247H183V244ZM188 244H189V242H187ZM213 243V242H212ZM6 244L8 245L9 243L6 241ZM157 244V245H156ZM174 244V243H173ZM179 244V243H178ZM221 244V243H220ZM2 245V244H1ZM53 245V244H52ZM95 245V244H94ZM181 245V244H180ZM179 245V247L181 248V246ZM192 245V244H191ZM4 246V245H3ZM10 245H8V247H9ZM55 246V245H54ZM116 246V245H115ZM160 246V245H159ZM168 246V245H167ZM206 246V245H205ZM12 247H14V246H12ZM12 247L10 246L9 248H11V251H9V252H12V253H9V255H12V254H14L13 252H15L14 250H12ZM212 247V246H211ZM216 247V246H215ZM219 247V246H218ZM116 248V247H115ZM128 248V247H127ZM178 248V247H177ZM179 248V249H180ZM184 248H186V247H184ZM223 248V247H222ZM229 248V247H228ZM250 248V247H249ZM0 249H2V248H0ZM7 249V250H6ZM5 249V251H7L8 252V248H6ZM16 249V248H15ZM161 249V248H160ZM163 249V248H162ZM183 249V248H182ZM189 249H190V246H189ZM199 249V248H198ZM221 249V248H220ZM240 249V248H239ZM10 250V249H9ZM56 250V249H55ZM120 250V249H119ZM165 250V249H164ZM184 250H186V249H184ZM103 251V250H102ZM117 251V250H116ZM123 251V250H122ZM177 251H179V250H175V252H177ZM180 251H181V249H180ZM183 251V250H182ZM181 251V253H183ZM4 251L2 250V253H3ZM188 252V251H187ZM186 252V253H187ZM222 252V251H221ZM1 253V252H0ZM4 253H6V252H4ZM148 253V252H147ZM185 253V254H186ZM238 253V252H237ZM59 254V253H58ZM154 254V253H153ZM162 254V253H161ZM175 254V253H174ZM174 254H172V255H174ZM177 254H179L178 252H177ZM7 255V254H6ZM9 255H8V257H9ZM16 255V254H15ZM42 255V254H41ZM55 255V254H54ZM92 255V254H91ZM176 255V254H175ZM3 255L2 254H0V264H9L11 261L9 260V259H4L3 257H2ZM130 256V255H129ZM181 256V255H180ZM180 256H178V257H180ZM215 256V255H214ZM4 257H6L7 258V256H4ZM11 257V256H10ZM12 257H13V255H12ZM242 257V256H241ZM15 258V257H14ZM14 258H11V259H14ZM16 258H17V255H16ZM16 258L14 259V260H16ZM176 258H177V256H176ZM175 258V259H176ZM182 258H184V257H182ZM50 259V258H49ZM145 259V258H144ZM155 259V258H154ZM173 259V258H172ZM181 259V258H180ZM186 259H187V257H186ZM206 259V258H205ZM211 259V258H210ZM216 259V258H215ZM226 259V258H225ZM248 259V258H247ZM51 260V259H50ZM91 260V259H90ZM95 260V259H94ZM146 260H147V258H146ZM151 260V259H150ZM18 261V260H17ZM92 261V260H91ZM127 261V260H126ZM145 261V260H144ZM176 261V260H175ZM181 261H183V260H181ZM13 262V261H12ZM53 262V261H52ZM177 262V261H176ZM178 262H180L179 260H178ZM188 261L186 260V261H183L181 264H189V262L187 263ZM141 263V262H140ZM195 263V262H194ZM13 264V263H12ZM14 264H16V263H14Z\"/></svg>",
  "mask_w": 264,
  "mask_h": 264
}]
</instances>
